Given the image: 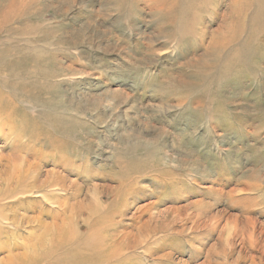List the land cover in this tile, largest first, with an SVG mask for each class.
<instances>
[{
  "label": "rangeland",
  "instance_id": "rangeland-1",
  "mask_svg": "<svg viewBox=\"0 0 264 264\" xmlns=\"http://www.w3.org/2000/svg\"><path fill=\"white\" fill-rule=\"evenodd\" d=\"M4 54L28 75L0 191L26 157L65 175L80 235L113 216L122 264H264V0H0Z\"/></svg>",
  "mask_w": 264,
  "mask_h": 264
},
{
  "label": "bare ground",
  "instance_id": "bare-ground-1",
  "mask_svg": "<svg viewBox=\"0 0 264 264\" xmlns=\"http://www.w3.org/2000/svg\"><path fill=\"white\" fill-rule=\"evenodd\" d=\"M4 55L6 56L0 55V139L3 138L11 145L21 138V135L14 130L23 123V118L21 120L18 117L19 120L14 118V113L24 112L22 107L24 99L19 91L12 89L18 86L13 87L11 79L26 78L28 74L23 73L26 69L10 70V55ZM30 71L28 70V73ZM67 113L69 114V111ZM61 122L66 125L65 129L68 128L69 133H73L68 127V124L72 127L71 123L65 124L62 120ZM6 160L9 165L3 180V189L0 191V247L4 246L2 238L8 239L10 234L11 241L14 239L12 237L18 236L16 230L31 225L34 227L32 234H29L24 241L27 247L32 241L34 242L30 247V254L23 255L22 259L11 256L6 264H122V258H116L124 250L122 243L114 245L112 236L106 233L105 223L113 216L100 218L95 227L91 226L93 230L89 231L87 236L80 235L83 233H80L75 225L77 206L70 202L76 199V193L74 189H69L67 178L63 176L62 171L53 170L46 180H42L43 162L36 160L30 162L26 157L17 161L11 156ZM54 163L65 173L72 174L75 170L74 161L70 159H54ZM1 178H3L2 174L0 180ZM66 190H71V194L66 195L65 198L61 195V191ZM45 204L52 206L53 211L44 207ZM23 211L25 214L20 213ZM31 212L34 213L33 217H28L26 213ZM45 216L51 218V224L42 221ZM4 225L6 226L2 227ZM12 228H14L13 232ZM252 235L248 236L250 240L253 238ZM35 251L44 252L43 263L37 262L31 255Z\"/></svg>",
  "mask_w": 264,
  "mask_h": 264
}]
</instances>
